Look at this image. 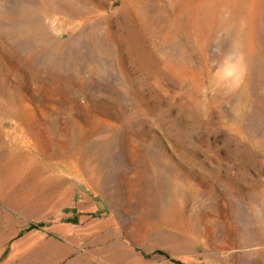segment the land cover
Segmentation results:
<instances>
[{
    "label": "rangeland",
    "instance_id": "1",
    "mask_svg": "<svg viewBox=\"0 0 264 264\" xmlns=\"http://www.w3.org/2000/svg\"><path fill=\"white\" fill-rule=\"evenodd\" d=\"M0 264H264V0H0Z\"/></svg>",
    "mask_w": 264,
    "mask_h": 264
}]
</instances>
